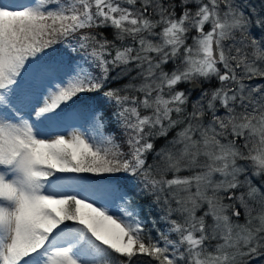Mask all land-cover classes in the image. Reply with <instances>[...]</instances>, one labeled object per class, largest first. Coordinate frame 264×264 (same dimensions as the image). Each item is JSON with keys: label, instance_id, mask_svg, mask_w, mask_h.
Instances as JSON below:
<instances>
[{"label": "snow or ice", "instance_id": "6c2138e0", "mask_svg": "<svg viewBox=\"0 0 264 264\" xmlns=\"http://www.w3.org/2000/svg\"><path fill=\"white\" fill-rule=\"evenodd\" d=\"M0 264H264V0H0Z\"/></svg>", "mask_w": 264, "mask_h": 264}, {"label": "rangeland", "instance_id": "374dc122", "mask_svg": "<svg viewBox=\"0 0 264 264\" xmlns=\"http://www.w3.org/2000/svg\"><path fill=\"white\" fill-rule=\"evenodd\" d=\"M183 87H185V86H183ZM72 120V119H71ZM70 120V121H71ZM75 122H80V121H75ZM75 122H73V123H69V122H64V124L61 126V127H59V128H57V129H55L54 131H53V133H52V135L53 136H55V135H59V134H66V132L67 131H71V129L73 128V127H76L75 125H74V123ZM83 124V127L84 128H86L87 127V124H85L83 121H81ZM82 125H80V127L82 126ZM77 127H79V126H77ZM45 138H47V137H45ZM241 223L243 222V219H241V221H240ZM167 228V224H166V226L164 227V229H166ZM255 259V258H254Z\"/></svg>", "mask_w": 264, "mask_h": 264}, {"label": "trees", "instance_id": "16d2710c", "mask_svg": "<svg viewBox=\"0 0 264 264\" xmlns=\"http://www.w3.org/2000/svg\"><path fill=\"white\" fill-rule=\"evenodd\" d=\"M182 86H184V85H181V87ZM193 98H195V96H193ZM162 144H163V141L162 140L161 141H158V145L157 146L159 147ZM149 162H151V156L149 157ZM147 203H148L147 200H142L141 201V204L142 205H146ZM152 215L158 217L159 214L156 213V212H153ZM241 219H243V216H241ZM164 225H166V223L164 221H159L158 227H160L161 229H163L164 228ZM148 226L151 227V223L150 222H149V225ZM153 235H155V231H153Z\"/></svg>", "mask_w": 264, "mask_h": 264}]
</instances>
